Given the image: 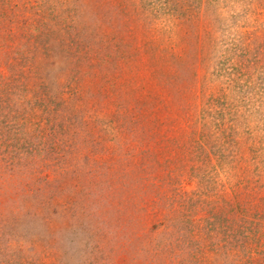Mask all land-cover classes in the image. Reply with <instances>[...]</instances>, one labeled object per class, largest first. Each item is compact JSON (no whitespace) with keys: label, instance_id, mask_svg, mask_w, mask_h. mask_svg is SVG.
Here are the masks:
<instances>
[{"label":"rangeland","instance_id":"rangeland-1","mask_svg":"<svg viewBox=\"0 0 264 264\" xmlns=\"http://www.w3.org/2000/svg\"><path fill=\"white\" fill-rule=\"evenodd\" d=\"M248 201L264 0H0V264H264Z\"/></svg>","mask_w":264,"mask_h":264},{"label":"trees","instance_id":"trees-1","mask_svg":"<svg viewBox=\"0 0 264 264\" xmlns=\"http://www.w3.org/2000/svg\"><path fill=\"white\" fill-rule=\"evenodd\" d=\"M250 199V198H249ZM248 205H249V208L248 209H243L244 207H242L240 204L238 205V208H239V210H240V213H241V215H243V216H248V213L249 212H253L254 211V213L252 214V218H253V220H255V221H259V220H261L263 217H264V211L263 210H261V211H257L256 210V208H257V205H255L254 207H251L250 206V202L248 201ZM259 219V220H258ZM251 232H252V230H250V234H251ZM241 234H243L244 235V233H241ZM255 236V235H254ZM253 236V237H254Z\"/></svg>","mask_w":264,"mask_h":264}]
</instances>
